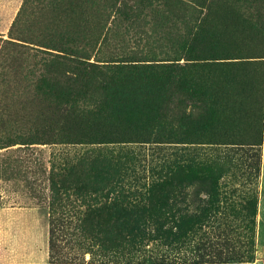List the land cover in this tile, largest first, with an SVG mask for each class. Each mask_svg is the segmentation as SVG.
Segmentation results:
<instances>
[{"label": "rangeland", "instance_id": "374dc122", "mask_svg": "<svg viewBox=\"0 0 264 264\" xmlns=\"http://www.w3.org/2000/svg\"><path fill=\"white\" fill-rule=\"evenodd\" d=\"M207 1L205 31L213 38L211 47L221 57L247 56L220 59L224 63L235 61V65L215 74L213 92L218 104L210 133L183 139L182 143L166 138L163 141L167 142L104 145L132 156L144 173L149 166L176 157L193 158L215 167V191L208 196L203 191L204 184H190L186 189L189 194L180 198L178 207L184 212L188 209L186 215L190 217L199 208V198L214 203L215 211L203 228L205 233L196 232L192 243L207 242L217 254L210 258L200 249L195 255L187 254L186 263L175 259V264H207L204 259L217 264H264V217L260 211L264 196V2ZM103 3L104 0H0V39L24 45L32 49L31 53H57L51 48L56 46L83 48L89 61L95 63L130 49L137 50L136 57L148 51L155 54V59L191 62L187 45L180 37L186 23H193L190 12L170 13L165 7L147 6L141 11L144 20L135 29L129 23L107 18L109 11L103 10ZM142 29L150 32L153 39L147 38ZM1 43L3 58L17 56L16 48L6 43L1 47ZM10 62L21 64L23 71L17 74L12 66L6 76L0 73V147L28 139L46 143L0 148V264H98L102 258L99 254L92 255L75 244V239L82 240L76 225L84 217L71 207L72 194L68 199L52 195V187L62 178L67 180L69 193L72 187L88 181L79 179V173H86L87 164L96 160L89 157L92 159L80 169H75L74 164L96 145L78 142L86 141L84 138L55 134L57 108L45 92L48 88L42 86L39 65L31 58ZM43 130L50 134H42ZM32 132L37 134L27 136ZM103 159L100 155L96 163ZM52 240L57 243V251L51 248ZM153 244L149 242V246ZM110 261L116 264L120 259Z\"/></svg>", "mask_w": 264, "mask_h": 264}, {"label": "trees", "instance_id": "16d2710c", "mask_svg": "<svg viewBox=\"0 0 264 264\" xmlns=\"http://www.w3.org/2000/svg\"><path fill=\"white\" fill-rule=\"evenodd\" d=\"M209 3L207 0H104L102 4L103 10L109 11L107 18L129 23L135 29L144 20L141 11L147 6L165 7L170 13L190 12L193 23H186L180 34L187 45L186 54L191 56L190 63L155 59V54L148 51L136 57V49L95 63L89 61L83 48L56 46L51 48L57 53L41 50L31 53L32 49L24 45L0 39L1 47L3 43L12 45L18 53L14 58H3L0 52L1 75L6 76L12 66L17 74L23 71L21 64L10 61L33 59L42 72V86L48 88L45 92L57 108L55 134L84 138L86 141L78 142L96 145L77 159L74 168H82L92 158L97 161L100 155L105 158L100 163L87 164L88 171L79 173V179L88 181L72 187V193L64 178L52 187L56 199H68L72 194L71 207L84 217L76 225L82 240L75 239V244L92 255L99 254L102 258L98 264H110L114 259H120L116 264H175V259L186 263V255H195L200 249L210 258L217 254L209 249L212 245L207 246V242L192 243L196 232L205 233L203 228L215 211L214 203L199 198V208L190 217L186 215L188 209L184 212L178 207L190 184H204L203 191L208 196L215 191L213 164L176 157L149 166L144 173L132 156L104 145L167 142L163 141L166 138L174 140L169 142L182 143L183 139L210 133L218 104L213 92L215 74L235 65V61L224 63L220 59L247 56L221 57L211 47L213 38L205 31ZM142 31L152 38L150 32ZM199 45L204 48L199 49ZM227 74L230 75V69ZM41 133L50 134L49 130ZM30 140L0 148L17 143H46ZM65 169V166L61 168ZM82 206L85 208L81 209ZM150 241L155 242L152 247ZM51 248L56 251L58 248L53 240ZM203 262L217 264L208 259ZM199 263L202 261L191 262Z\"/></svg>", "mask_w": 264, "mask_h": 264}, {"label": "crops", "instance_id": "0c3cea01", "mask_svg": "<svg viewBox=\"0 0 264 264\" xmlns=\"http://www.w3.org/2000/svg\"><path fill=\"white\" fill-rule=\"evenodd\" d=\"M263 176H264V174L262 175V180H263ZM0 189H1V178H0ZM0 198H1V190H0ZM260 211L262 212L263 217H264V196H263V198L261 199V202H260Z\"/></svg>", "mask_w": 264, "mask_h": 264}]
</instances>
